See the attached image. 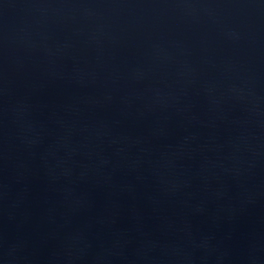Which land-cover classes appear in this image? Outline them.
Instances as JSON below:
<instances>
[{
    "label": "water",
    "instance_id": "1",
    "mask_svg": "<svg viewBox=\"0 0 264 264\" xmlns=\"http://www.w3.org/2000/svg\"><path fill=\"white\" fill-rule=\"evenodd\" d=\"M0 264H264V0H0Z\"/></svg>",
    "mask_w": 264,
    "mask_h": 264
}]
</instances>
